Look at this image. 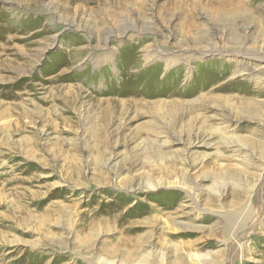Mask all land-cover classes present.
<instances>
[{"label":"rangeland","instance_id":"obj_1","mask_svg":"<svg viewBox=\"0 0 264 264\" xmlns=\"http://www.w3.org/2000/svg\"><path fill=\"white\" fill-rule=\"evenodd\" d=\"M176 262L264 264V0H0V264Z\"/></svg>","mask_w":264,"mask_h":264},{"label":"bare ground","instance_id":"obj_2","mask_svg":"<svg viewBox=\"0 0 264 264\" xmlns=\"http://www.w3.org/2000/svg\"><path fill=\"white\" fill-rule=\"evenodd\" d=\"M182 262H183V260H180V261H179V263H182ZM179 263L176 262L175 264H179Z\"/></svg>","mask_w":264,"mask_h":264}]
</instances>
